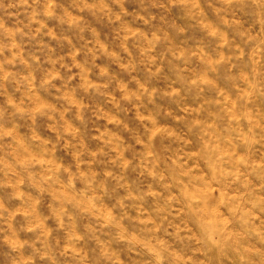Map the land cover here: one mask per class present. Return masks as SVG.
<instances>
[{
    "label": "clouds",
    "instance_id": "obj_1",
    "mask_svg": "<svg viewBox=\"0 0 264 264\" xmlns=\"http://www.w3.org/2000/svg\"><path fill=\"white\" fill-rule=\"evenodd\" d=\"M0 264H264V0H0Z\"/></svg>",
    "mask_w": 264,
    "mask_h": 264
},
{
    "label": "rangeland",
    "instance_id": "obj_2",
    "mask_svg": "<svg viewBox=\"0 0 264 264\" xmlns=\"http://www.w3.org/2000/svg\"><path fill=\"white\" fill-rule=\"evenodd\" d=\"M99 62V61H98Z\"/></svg>",
    "mask_w": 264,
    "mask_h": 264
}]
</instances>
